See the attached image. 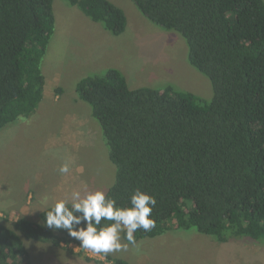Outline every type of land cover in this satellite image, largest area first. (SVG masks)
I'll list each match as a JSON object with an SVG mask.
<instances>
[{
    "label": "trees",
    "instance_id": "obj_1",
    "mask_svg": "<svg viewBox=\"0 0 264 264\" xmlns=\"http://www.w3.org/2000/svg\"><path fill=\"white\" fill-rule=\"evenodd\" d=\"M132 2L151 24L184 40L188 64L212 95L203 100L173 85L129 89L116 69L80 79L76 95L90 107L115 167L106 194L120 207L131 206L136 188L155 196L156 227L137 230V242L173 230L220 244L264 242V0ZM67 3L114 37L126 29L124 12L108 0ZM54 25L53 0H0V129L28 119L42 101L41 63ZM50 208L38 222H0V264H31L22 238L57 248L76 243L44 226Z\"/></svg>",
    "mask_w": 264,
    "mask_h": 264
},
{
    "label": "rangeland",
    "instance_id": "obj_2",
    "mask_svg": "<svg viewBox=\"0 0 264 264\" xmlns=\"http://www.w3.org/2000/svg\"><path fill=\"white\" fill-rule=\"evenodd\" d=\"M108 1L127 19L124 33L117 37L67 0H53L54 32L41 63L47 81L45 98L28 119L9 124L12 129H0V207L5 211L13 207L19 210L27 194L33 196V205L39 203L44 210L60 199L71 205V193L76 190L60 188L73 182L81 185L82 194L85 189L106 193L113 185L115 167L101 128L92 118L90 107L75 92L80 79L100 77L107 69H116L124 75L129 89L173 85L203 100L211 99L209 81L188 64L186 44L177 33L151 24L132 0ZM83 64L99 67H75ZM65 162L70 171L61 175L58 169ZM18 215H3L0 222L11 226L14 219L22 217ZM22 241L31 264H110L80 248L79 241L61 248L24 238ZM138 244L139 253L129 246L126 252L108 256L129 264H264V242L232 239L220 244L195 230H173L138 240ZM227 253L233 256L229 260Z\"/></svg>",
    "mask_w": 264,
    "mask_h": 264
},
{
    "label": "clouds",
    "instance_id": "obj_3",
    "mask_svg": "<svg viewBox=\"0 0 264 264\" xmlns=\"http://www.w3.org/2000/svg\"><path fill=\"white\" fill-rule=\"evenodd\" d=\"M70 171L65 162L60 165L61 175ZM130 207H120L115 198L103 190L73 191L71 206L65 199L57 200L44 214V226L51 230H64L79 247L106 260L109 254L126 252L132 246L137 253V230L150 232L156 227L152 218L157 204L155 196L136 188L129 197ZM110 223L101 226V221ZM123 233V235H122Z\"/></svg>",
    "mask_w": 264,
    "mask_h": 264
},
{
    "label": "crops",
    "instance_id": "obj_4",
    "mask_svg": "<svg viewBox=\"0 0 264 264\" xmlns=\"http://www.w3.org/2000/svg\"><path fill=\"white\" fill-rule=\"evenodd\" d=\"M75 67H77L78 69H92V68H94L93 66H89L88 64H83L81 67H78V66H75ZM85 67V68H84ZM99 67V65L98 66H96L94 69H96V68H98ZM45 83L47 84V81H46V79H45ZM45 98V84H44V97H43V99ZM57 99V98H56ZM15 123V122H14ZM14 123H12V124H10V125H13ZM10 125H8V126H5L3 129H1V130H8V129H12L11 127L12 126H10ZM0 130V131H1ZM9 143L8 142H6V146L8 145ZM69 180H71V182H73V180L74 179H69ZM70 182V183H71ZM69 184V183H68ZM64 185V184H63ZM66 185V184H65ZM80 186L81 185H75L74 184V182L70 185L69 184V187H67V188H64L63 186L60 188L61 190H65V189H68V190H70V191H73V190H76V191H81V188H80ZM59 190H57L56 191V193L58 192ZM38 197H41V196H38ZM26 200L27 201H25V203H23V205L20 207V209L18 210V209H16V207H13V208H11V209H9V210H3L2 209V207H0V217H2L3 215V217H6V218H8V216H11V214L12 215H18V214H20L22 217H25V218H29L30 220H32V221H35V222H38L39 221V214L44 210V208H42L40 205H39V203H37V205L35 204V205H33V196L32 195H30V194H27V196H26ZM39 201H41V200H39ZM19 216V215H18ZM31 216H33V217H31ZM20 218V217H19ZM18 219V217L16 218V219H14V221H16ZM229 243V242H228ZM225 255V254H224ZM226 260H229V259H231L232 257H230L229 256V254L227 253L226 255Z\"/></svg>",
    "mask_w": 264,
    "mask_h": 264
}]
</instances>
